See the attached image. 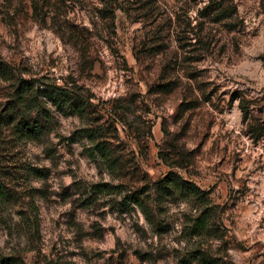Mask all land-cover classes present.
I'll list each match as a JSON object with an SVG mask.
<instances>
[{
	"label": "rangeland",
	"instance_id": "obj_1",
	"mask_svg": "<svg viewBox=\"0 0 264 264\" xmlns=\"http://www.w3.org/2000/svg\"><path fill=\"white\" fill-rule=\"evenodd\" d=\"M1 62L0 264H264V0H0Z\"/></svg>",
	"mask_w": 264,
	"mask_h": 264
},
{
	"label": "trees",
	"instance_id": "obj_2",
	"mask_svg": "<svg viewBox=\"0 0 264 264\" xmlns=\"http://www.w3.org/2000/svg\"><path fill=\"white\" fill-rule=\"evenodd\" d=\"M0 74L6 78H13L15 82V102L16 106L22 109L23 117L21 118L19 124L21 125V132L24 136L30 138H38L42 134L46 132V122L42 124V122H38L36 120H31V118L26 117L25 114L29 112H33L35 109L39 111L41 106L37 101V88L35 84L31 82L29 79H25L23 77H17V75L12 71L11 67L7 63H0ZM12 76V77H11ZM42 92V91H40ZM39 92V94H40ZM38 122V123H37ZM178 182V184L183 187L184 190L194 189L195 187L192 186L190 183L183 181L181 179H175L173 176H169L166 180L159 182V188L162 189L163 185L171 184V182ZM163 183V184H162ZM203 221L199 219L198 222V229L202 228ZM200 230V229H199ZM3 264H16L15 260L10 257H3L2 258Z\"/></svg>",
	"mask_w": 264,
	"mask_h": 264
}]
</instances>
